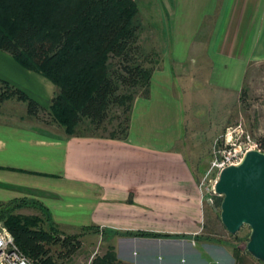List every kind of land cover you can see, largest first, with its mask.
<instances>
[{
	"label": "crops",
	"instance_id": "1",
	"mask_svg": "<svg viewBox=\"0 0 264 264\" xmlns=\"http://www.w3.org/2000/svg\"><path fill=\"white\" fill-rule=\"evenodd\" d=\"M166 7L169 36L151 73L148 96L133 101L126 139L69 136L49 130L53 121L40 128L20 123L22 118L2 121L0 200L22 192L38 198L70 233L93 227L198 230L197 176L182 147L183 102L201 84L214 93L239 92L247 64L264 60V0H168ZM0 79L44 108L54 96L53 84L1 49ZM14 101L26 111L24 102ZM115 237V253L123 263L158 262L156 239Z\"/></svg>",
	"mask_w": 264,
	"mask_h": 264
},
{
	"label": "trees",
	"instance_id": "2",
	"mask_svg": "<svg viewBox=\"0 0 264 264\" xmlns=\"http://www.w3.org/2000/svg\"><path fill=\"white\" fill-rule=\"evenodd\" d=\"M141 29L134 0H0V49L57 87L49 107L44 108L21 89L0 79V105L15 98L25 103L29 116L46 123L53 121L70 136L125 140L133 101L137 96H148L150 76L156 66V61L142 54ZM115 106L126 113L124 122L118 125L121 135L77 132L85 122L94 130L103 127ZM42 113H48L51 119L44 120ZM256 141L264 150V135ZM24 206L36 207L43 217L14 213ZM0 221L35 264H61L81 248L79 235L61 232L40 201H1ZM128 234L185 236L151 231ZM93 264L126 263L108 250Z\"/></svg>",
	"mask_w": 264,
	"mask_h": 264
},
{
	"label": "rangeland",
	"instance_id": "3",
	"mask_svg": "<svg viewBox=\"0 0 264 264\" xmlns=\"http://www.w3.org/2000/svg\"><path fill=\"white\" fill-rule=\"evenodd\" d=\"M139 1L136 4L142 27L140 31L142 54L144 58L156 61L159 59L160 52L169 36V30L165 27V24H167V14L163 11V9L167 8L168 0ZM38 74L41 75L40 73ZM41 76L44 77L43 75ZM44 78L53 84L48 78ZM54 87L55 95L57 87L55 85ZM133 91H136V88L129 90V92ZM187 98L189 100L183 102V106L185 105V107H183L184 130L182 147H184L183 151L189 162L192 163L197 176L199 189L198 202L201 211L198 230L193 233L158 232L185 235L183 237H144L133 236L128 233L149 230L122 231L115 228L93 227L90 230L84 229L78 233H70L68 232L70 231L68 230L69 228H67V232H64L55 223L64 234H78L81 240V248L73 256L61 260V264H93V260L96 257L103 256L108 250L114 252L116 259L119 260L114 248V239L116 240L117 237L115 236L117 235L156 239L157 241L155 242L158 243H154L153 246L157 251L159 259L158 262L151 264H263L246 250V243L250 232L248 226L243 225L236 233L230 234L222 225L219 218V202L221 201V197L213 195L211 192V186L216 177L218 178L217 172L211 169V162L218 150L224 148L229 138H236L242 144L245 135H249L251 139L264 135V60L250 61L247 64L243 76L240 77L239 92L237 94L225 91L222 94L214 93L211 86L201 84L196 86L194 91H190ZM9 99L6 103L0 105V122L19 123L22 118L20 122L22 124H32L35 128L47 126L43 120L37 121L34 118L28 117L24 110V105L18 101L16 103L14 101L15 98ZM125 115L126 113L122 111V108L115 106L111 110L109 118L103 127L94 130L91 125L85 122L77 127V132L86 134L92 131L102 136H108L112 132H116L119 136L122 131L118 129V125L124 122ZM41 117L44 120L51 119L48 113H42ZM47 127L54 132H56L55 130H62L68 135L63 127L60 126L61 129L54 123ZM201 181L207 186L209 196L214 198L212 206L208 202L206 203L204 197H202L204 189L199 188ZM23 194L25 193L19 194V198L16 199L23 198L39 201L38 198H29ZM44 206L48 209L46 205ZM48 212L50 213L49 209ZM14 213L43 217L41 211L33 206L17 208L14 210ZM0 223L2 226H5L1 221ZM160 239H175L179 240V242L175 241L170 243L171 245H168L161 243ZM137 245L142 246L141 243ZM134 253L136 254V252ZM171 258L173 259L172 262L165 261ZM119 261L122 262L121 260Z\"/></svg>",
	"mask_w": 264,
	"mask_h": 264
},
{
	"label": "water",
	"instance_id": "4",
	"mask_svg": "<svg viewBox=\"0 0 264 264\" xmlns=\"http://www.w3.org/2000/svg\"><path fill=\"white\" fill-rule=\"evenodd\" d=\"M214 188L222 225L230 234L248 226L246 250L264 264V151L248 150L238 164L223 168Z\"/></svg>",
	"mask_w": 264,
	"mask_h": 264
},
{
	"label": "built area",
	"instance_id": "5",
	"mask_svg": "<svg viewBox=\"0 0 264 264\" xmlns=\"http://www.w3.org/2000/svg\"><path fill=\"white\" fill-rule=\"evenodd\" d=\"M248 150L264 151L260 148L256 139H251L249 135L244 136V142H242V144H240L236 138H229L224 148L219 149L217 154L213 157L211 162V169H214L217 172L218 176L223 168L229 165L238 164ZM216 179L211 186V192L213 195H218L215 192L214 188ZM199 188L204 189L205 191H203L202 193L204 201L206 203L208 202L210 206H212L214 204V198L212 196H209V193L207 192L208 188L203 181L199 183ZM0 264H35V261L33 259L29 258L21 251V249L16 244L12 234L5 226H2L1 223Z\"/></svg>",
	"mask_w": 264,
	"mask_h": 264
}]
</instances>
